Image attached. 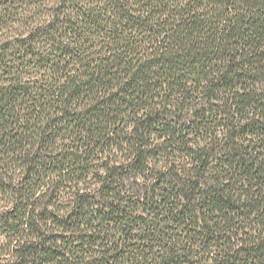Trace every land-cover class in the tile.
Here are the masks:
<instances>
[{
  "label": "trees",
  "instance_id": "trees-1",
  "mask_svg": "<svg viewBox=\"0 0 264 264\" xmlns=\"http://www.w3.org/2000/svg\"><path fill=\"white\" fill-rule=\"evenodd\" d=\"M0 264H264V0H0Z\"/></svg>",
  "mask_w": 264,
  "mask_h": 264
}]
</instances>
